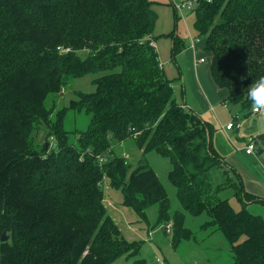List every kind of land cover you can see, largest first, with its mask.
<instances>
[{
    "label": "trees",
    "instance_id": "1",
    "mask_svg": "<svg viewBox=\"0 0 264 264\" xmlns=\"http://www.w3.org/2000/svg\"><path fill=\"white\" fill-rule=\"evenodd\" d=\"M171 1L186 18L175 6L181 0ZM197 1L189 11L195 37L211 55L215 84L228 92L223 103L245 120L253 113L247 86L264 75V0ZM157 19L153 0H0V264H112L140 254L143 240L127 239L108 212L107 182L141 219L158 204L157 224H166L174 247L194 238L185 213L170 212L150 151L169 158L182 207L208 214L201 229L223 234L228 264H264V217L248 209L264 197L228 164L215 125L179 101V75H167L151 45ZM186 47L175 34L174 63ZM84 77L94 89L58 106L55 95ZM76 113L86 126L71 122ZM129 143L143 152L136 164ZM213 167L239 176L241 209L221 197Z\"/></svg>",
    "mask_w": 264,
    "mask_h": 264
},
{
    "label": "rangeland",
    "instance_id": "2",
    "mask_svg": "<svg viewBox=\"0 0 264 264\" xmlns=\"http://www.w3.org/2000/svg\"><path fill=\"white\" fill-rule=\"evenodd\" d=\"M153 8L158 14L153 35L155 37L154 39L157 45L159 58L164 65L167 75L175 79L178 76V68L176 63L172 60L173 37L177 34L180 39L185 42L186 46H188L191 41V36L196 38V29L194 25L196 14L195 12H189L185 19L183 17L178 19V16L176 17L175 15L171 0H153ZM196 40L197 45H202L203 50L204 46L202 39L196 38ZM59 49L61 52H68L70 50L69 47L62 46L59 47ZM87 55V50L81 52L82 57H86ZM178 85L179 82L176 80V96L181 100L182 95ZM93 89L94 86L91 83V77L75 79L68 88L65 87L60 93H57L54 99L58 106L68 105L70 99L76 97L75 92H77V90L92 91ZM220 106V109L218 108V114L226 121L229 120L230 122L234 112H238V107L236 106L232 105V107L229 105V107L233 109L232 112H229L225 105L221 104ZM71 120L72 123L80 127H84L87 124V117L83 113L72 115ZM244 122V130H248L255 136L258 137L264 132V125L260 124L258 115L254 112L250 117L245 118ZM218 139L221 140L223 145H228L227 142L228 140L230 141L229 138H222L219 132L216 134L215 144H217ZM43 140L44 134L41 133L38 142L40 143ZM126 145L128 147V144ZM23 146L27 148L28 144L25 143ZM129 146L132 148L134 147L132 143H129ZM118 147V151H121L120 148L122 146L119 145ZM133 149H135V147ZM125 151L127 154L130 153L127 149ZM135 151L136 154L131 157L132 161H134L133 164H136L143 154L140 150L135 149ZM235 152L239 160H236V165L233 163H231L232 165L229 164L240 169L243 175L242 178L246 181L248 188L257 192V195H262L263 190L261 186H264V161L262 157L264 159V154L263 156L261 155L260 159L259 156L255 154L248 155L245 151L237 152L235 150ZM145 156L146 160L157 172L168 192L171 204L170 212L173 214L175 211L181 210L185 213L186 226L194 231V238L184 240L177 247H174L171 242L172 234L166 231V224H157L159 221L158 204H154L147 209V219H141L132 208L122 205V193L110 188L107 182L104 184V187L109 214L114 218L122 234L127 239L143 240L140 254L129 258L125 256L119 257L112 264H135V260L141 258L146 259L148 264H158L157 258H160L162 264H195L196 262L198 264L231 263L233 261V252L223 234L217 232L214 235H209L206 231L201 229V225L209 219L208 214L204 212L200 215H193L182 207L177 195V189L168 177V173L172 167L169 158L162 156L156 151H150ZM240 166L244 167L246 170ZM224 168L228 169V167H213L211 169L212 178L215 184L224 186L220 194L221 197L229 199V202L239 210L243 207V203L236 196L237 188L234 185V183L239 184V176H237L233 170L226 172ZM249 172H252L258 179V182L262 184H251L248 179H251ZM248 209L264 217V205L252 203L248 204Z\"/></svg>",
    "mask_w": 264,
    "mask_h": 264
},
{
    "label": "crops",
    "instance_id": "3",
    "mask_svg": "<svg viewBox=\"0 0 264 264\" xmlns=\"http://www.w3.org/2000/svg\"><path fill=\"white\" fill-rule=\"evenodd\" d=\"M202 43L204 46V40H202ZM201 57H205L206 60L204 62H201ZM176 65L178 68L179 75L178 87L182 95V99H179V101L194 109L200 114L203 119L212 122L218 129L219 135H221L222 138L226 137L230 139V141L228 140L227 142L228 145H223L221 140L217 142V145L224 152L228 164L233 163L234 165H236L235 162L239 159L238 156H236L235 154V150L237 152L245 151V153L248 154L245 149V146L247 144V138L250 135L254 134L249 132L248 130H244L245 122L241 128H234L232 130H226L224 128V126L229 122V120L226 121L225 119H222V117L219 116L218 108L220 109L221 104L225 105V103L223 102L228 92L226 89L219 88L212 78L210 71L211 55L209 54V52L202 50V45H197L196 50L186 47L178 54ZM225 107L226 109H228L229 112L233 111V109L229 107V104L227 106L225 105ZM255 137L257 140V154L255 155L259 156V158L261 159V155L263 156L264 154V140L261 138H257V136ZM262 160L264 161L263 157ZM234 165L232 167L235 168L236 171L243 177L240 169H238ZM241 168L245 169L244 167ZM249 173L250 175H248L251 177V179H248L251 184L257 185L261 183L258 182V179L254 176V174H252V172ZM242 179L244 180V178ZM244 183L246 189L249 192H252L254 194L257 193L247 187L246 181H244ZM261 188L263 190V193L262 195L259 194V196L264 197V186H261ZM195 264L198 263L196 262Z\"/></svg>",
    "mask_w": 264,
    "mask_h": 264
},
{
    "label": "built area",
    "instance_id": "4",
    "mask_svg": "<svg viewBox=\"0 0 264 264\" xmlns=\"http://www.w3.org/2000/svg\"><path fill=\"white\" fill-rule=\"evenodd\" d=\"M197 5V0H181L178 2H175V6L176 9L178 10V13L182 16L186 15L187 12L193 10ZM151 45L156 46V43L154 42V40L151 39ZM197 46V40L196 38H191L190 44H189V48L195 49ZM206 59L205 57H201L200 61L204 62ZM225 105L227 106L228 104L225 103ZM244 124V120L241 119V115L239 112H234L232 120L230 122H228L224 128L226 130H232L234 128H241ZM136 132L134 133V136H136ZM246 152L248 154H257V140L256 137L254 135H250L247 138V144L245 146ZM171 224L168 225V227ZM157 261H161L160 258H157Z\"/></svg>",
    "mask_w": 264,
    "mask_h": 264
},
{
    "label": "clouds",
    "instance_id": "5",
    "mask_svg": "<svg viewBox=\"0 0 264 264\" xmlns=\"http://www.w3.org/2000/svg\"><path fill=\"white\" fill-rule=\"evenodd\" d=\"M247 97L251 101L252 111L258 115L259 122L264 125V75L247 86Z\"/></svg>",
    "mask_w": 264,
    "mask_h": 264
},
{
    "label": "water",
    "instance_id": "6",
    "mask_svg": "<svg viewBox=\"0 0 264 264\" xmlns=\"http://www.w3.org/2000/svg\"><path fill=\"white\" fill-rule=\"evenodd\" d=\"M7 238H8V236H7V234H6V231H4L3 234H2L1 240H2V241H6Z\"/></svg>",
    "mask_w": 264,
    "mask_h": 264
}]
</instances>
